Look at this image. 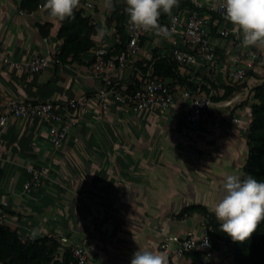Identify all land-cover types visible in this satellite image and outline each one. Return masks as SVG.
I'll return each mask as SVG.
<instances>
[{
	"label": "crops",
	"instance_id": "obj_1",
	"mask_svg": "<svg viewBox=\"0 0 264 264\" xmlns=\"http://www.w3.org/2000/svg\"><path fill=\"white\" fill-rule=\"evenodd\" d=\"M221 1L179 0L182 6L174 13L186 15L192 10L190 4L206 8ZM22 2L0 0V113L11 100L64 101L97 91L101 82L90 71L95 50H111L118 41L113 25L106 24L109 11L100 0H83L80 8L91 22L107 26L103 40L91 35L93 46L79 60L52 61L38 73L19 71L2 61L6 57L22 62L59 51L60 23L49 17L43 5L28 9ZM215 22L219 26L225 21L210 16L215 61L177 66L178 74L201 92L211 82L215 85L210 118L200 128L181 120L189 101L178 94L165 111L153 106L135 114L118 104L107 111L96 107L71 127L58 148L48 141L46 120L10 118L0 136V197L10 204L8 226L20 236L33 233L38 238L51 231L69 236L70 247H82L91 264H130L139 248L159 252L161 227L178 236L201 234L205 211L214 215L211 209L223 195L225 176L242 174L252 89L264 79V47H245L239 35L244 50L259 57L253 59L244 81L232 78L234 45L231 38H218ZM174 46H189L180 28L171 39L144 38L126 68L116 72L117 80L130 81L136 69L143 70L156 58H168ZM226 85L240 87L229 98H221ZM27 167L47 170L42 185L29 194L22 191ZM190 205L200 208L179 215ZM168 264L194 263L185 255L168 256ZM207 264H234L229 243L220 241Z\"/></svg>",
	"mask_w": 264,
	"mask_h": 264
},
{
	"label": "built area",
	"instance_id": "obj_2",
	"mask_svg": "<svg viewBox=\"0 0 264 264\" xmlns=\"http://www.w3.org/2000/svg\"><path fill=\"white\" fill-rule=\"evenodd\" d=\"M223 1L210 4L205 12L196 13L190 10L187 14L174 13L168 18L167 27L173 32L180 28L187 38L189 46H174L167 55L174 60L178 67L196 66L203 63L212 64L216 57V46L210 39V12L221 14L225 12L219 5ZM90 7L89 2L84 3ZM25 12V11H24ZM185 15V16H184ZM159 23L163 25L161 19ZM217 22L214 23L217 26ZM128 43L125 52L110 55V50L97 48L95 58L90 65L91 74L98 77L100 88L92 93L81 94L68 100H39L36 102L11 100L7 103L5 111L0 113V136L8 126L10 118H38L49 123L47 137L49 143L58 148L62 145L71 127L81 118L89 115L96 107L99 111H107L112 104L127 107L131 112L139 114L142 111L156 106L160 111H165L174 101L175 96L181 95L189 101V108L181 114V120L194 128H200L210 118L211 91L201 92L189 89L185 84H175L172 80L152 75L151 66L146 70L136 69V75L128 82H120L116 72L126 68L129 56L134 55L139 49L140 39L155 35L152 32H143L133 28L128 22L125 25ZM218 38H231L234 52L231 58V76L235 81L242 82L247 77L248 68L253 59L258 58L257 52L246 51L242 47L241 39L233 31V27L224 22L216 27ZM58 53V52H57ZM56 53V54H57ZM56 54H38L27 61L16 62L4 57L3 63L19 71L38 73L44 70L52 61L61 64L55 58ZM28 178L24 181L22 191L29 194L38 189L46 176L44 167H27ZM9 201L0 197V225L8 226ZM160 239L158 251L167 253L168 256L183 257L188 252H199L200 262L207 264L211 261L212 246L207 228L196 235L187 232L184 236L167 233L164 227L159 228ZM203 234L208 240V245L200 239ZM47 236L58 244L60 253L69 250L71 262L69 264H91L85 250L80 246L70 247V238L62 233L51 231L40 237ZM33 237V233L20 236L24 241Z\"/></svg>",
	"mask_w": 264,
	"mask_h": 264
},
{
	"label": "trees",
	"instance_id": "obj_3",
	"mask_svg": "<svg viewBox=\"0 0 264 264\" xmlns=\"http://www.w3.org/2000/svg\"><path fill=\"white\" fill-rule=\"evenodd\" d=\"M83 0H81L82 2ZM46 0H23L22 6L28 9L43 5ZM187 3V2H186ZM115 10L108 12L106 24L113 25L117 35V42L110 55H117L125 52L128 43V36L125 32V25L128 17L125 12L126 4L124 0H114ZM190 4V3H189ZM173 8L172 14L181 7ZM196 13L206 11V8H198L193 4L189 5ZM225 12L221 14L210 12L212 20L218 22L225 21ZM74 19H66L60 22L56 37L60 40V48L55 58L60 62L77 61L82 53L88 51L93 46L91 35L96 33L99 27L91 22L89 16H85L81 8L75 11ZM167 14H161L160 19L167 27ZM144 38L140 39V44ZM151 66L152 75L169 78L172 80V86L177 83L185 84L189 89L196 90L190 82L183 79L177 72V64L171 58H156L145 64L142 68L146 70ZM251 74L248 72L247 75ZM244 85V83H241ZM240 86L226 85L223 87L224 93L221 98H229L232 93ZM215 85L211 82L206 92L211 93V99L214 97ZM251 119L246 130L247 139V157L242 168V179L250 176L257 182H264V79L255 85L252 89ZM199 206L190 205L183 208L179 215L190 213L199 209ZM205 211V210H204ZM204 227L207 228L212 250L218 249L220 241L229 243L233 255L234 264H264V221H261L256 232L243 243H237L231 240L229 236L220 231V222L214 215L205 211ZM58 244L47 236L38 238L20 239L19 233L9 226L0 225V264H69L71 262V253L67 249L60 253L57 249ZM194 264H202L199 260V252H188Z\"/></svg>",
	"mask_w": 264,
	"mask_h": 264
},
{
	"label": "clouds",
	"instance_id": "obj_4",
	"mask_svg": "<svg viewBox=\"0 0 264 264\" xmlns=\"http://www.w3.org/2000/svg\"><path fill=\"white\" fill-rule=\"evenodd\" d=\"M128 23L143 32L171 39L173 31L159 23L161 14L172 15L179 0H124ZM101 7L109 12L115 10L114 0H100ZM225 10L224 19L233 26V31L242 37L245 47H264V0H223L219 5ZM81 7V0H46L43 8L49 17L60 23L74 19ZM108 28L101 25L96 29V40L102 41ZM243 174H227L223 183V195L211 209L220 222V231L232 241L243 243L256 232L264 221V182ZM203 240L206 246V236ZM130 264H168V255L163 251L138 249L133 253Z\"/></svg>",
	"mask_w": 264,
	"mask_h": 264
},
{
	"label": "rangeland",
	"instance_id": "obj_5",
	"mask_svg": "<svg viewBox=\"0 0 264 264\" xmlns=\"http://www.w3.org/2000/svg\"><path fill=\"white\" fill-rule=\"evenodd\" d=\"M58 249V248H57Z\"/></svg>",
	"mask_w": 264,
	"mask_h": 264
}]
</instances>
